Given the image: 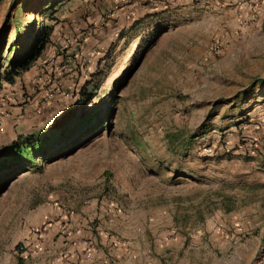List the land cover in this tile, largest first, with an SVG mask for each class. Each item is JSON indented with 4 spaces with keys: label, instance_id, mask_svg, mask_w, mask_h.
<instances>
[{
    "label": "rangeland",
    "instance_id": "374dc122",
    "mask_svg": "<svg viewBox=\"0 0 264 264\" xmlns=\"http://www.w3.org/2000/svg\"><path fill=\"white\" fill-rule=\"evenodd\" d=\"M33 2L0 0L7 44L58 20L8 106L25 131L0 149L69 108L99 111L100 133L0 184V264L65 243L59 210L82 214L85 234L104 212L117 263L264 264V0H65L44 15Z\"/></svg>",
    "mask_w": 264,
    "mask_h": 264
},
{
    "label": "trees",
    "instance_id": "16d2710c",
    "mask_svg": "<svg viewBox=\"0 0 264 264\" xmlns=\"http://www.w3.org/2000/svg\"><path fill=\"white\" fill-rule=\"evenodd\" d=\"M17 1L13 0L14 6ZM63 1L65 0H34L31 11L44 15L48 9ZM48 14L53 19L52 24L37 20L23 29L17 28L12 44H7L5 27L9 20L7 17L4 19V27L0 29V90L3 82L13 84L17 77L29 70L51 44L58 20ZM18 98L20 102L25 101L21 95ZM74 109L69 108L61 116L54 118L44 131L25 136L20 134L11 144L0 149V184H5L28 170L36 159L53 161L72 154L100 133L99 111L82 112L80 107L78 114ZM50 135L52 138L49 139Z\"/></svg>",
    "mask_w": 264,
    "mask_h": 264
},
{
    "label": "crops",
    "instance_id": "0c3cea01",
    "mask_svg": "<svg viewBox=\"0 0 264 264\" xmlns=\"http://www.w3.org/2000/svg\"><path fill=\"white\" fill-rule=\"evenodd\" d=\"M44 58L43 55L39 60L35 61L29 70L17 77L13 84L3 82L0 95L3 93L5 95L13 93L17 94V96L20 95L21 92L17 89L19 85H21L22 80H26L31 86L30 81H34V76L39 72L40 61H43ZM0 105H3L0 107V115L3 116L4 120L0 127V138L5 136V134H10V132L17 131V133H20L25 131L22 123L23 121H20L18 117V113L23 109V106H13L9 109L8 106L5 107L1 102ZM35 117L36 116L31 118ZM34 129H36V127ZM101 207L102 206H99L98 208L100 212H102L100 209ZM90 209L96 210L94 207L90 208V206L87 205L82 206L80 211L85 214ZM58 214L61 216L60 220L52 224L50 231H59L62 234L66 233L67 236L64 238L62 234H59V238L66 241L62 244L61 242L52 243L50 240H44L43 246H41L40 249L38 248L39 251L43 253L39 256L40 264H144L136 259L126 257L119 259L117 263V237L115 239L114 237L108 238V232H105V229H109L110 226L105 227L102 225L103 222L106 224V219L103 216L104 212L97 213V216L101 217L100 223H97L95 227L94 225L89 227L90 231H87V234L84 233L82 228V214L77 212L72 213L69 216L70 220L68 222L64 221L67 217L63 215V211L59 210ZM63 217H65L63 220L64 223H62ZM112 217L113 216L110 215L107 219L111 220ZM85 222H87V220H85ZM109 223V225H112V222Z\"/></svg>",
    "mask_w": 264,
    "mask_h": 264
},
{
    "label": "built area",
    "instance_id": "2783aa9c",
    "mask_svg": "<svg viewBox=\"0 0 264 264\" xmlns=\"http://www.w3.org/2000/svg\"><path fill=\"white\" fill-rule=\"evenodd\" d=\"M51 96H52L51 94H46L45 100L49 101ZM0 102L6 106L18 105L20 103L18 96L13 94L0 95ZM3 122H4L3 116H0V127L2 126ZM22 248H24V246H21V249Z\"/></svg>",
    "mask_w": 264,
    "mask_h": 264
}]
</instances>
